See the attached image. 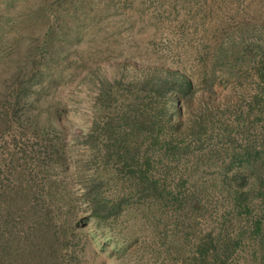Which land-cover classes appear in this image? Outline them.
I'll return each instance as SVG.
<instances>
[{
    "label": "trees",
    "instance_id": "obj_1",
    "mask_svg": "<svg viewBox=\"0 0 264 264\" xmlns=\"http://www.w3.org/2000/svg\"><path fill=\"white\" fill-rule=\"evenodd\" d=\"M88 11L83 0H0V123L14 130L2 147L0 163L10 182L0 186V264H73L65 261L72 223L68 218L55 222L51 201L39 199L37 188L23 183L27 164L17 169V155L12 151L17 138L42 139L37 143L42 150L36 153L31 148L29 157L42 154L47 160L42 168H50L54 156L64 160L54 124L59 117L56 112L42 115L39 106L47 102V91L66 78L64 65L81 34L78 27H85L80 21ZM81 60L85 71L79 74L84 75L80 81L95 90L93 122L84 137L98 160L83 187L90 215L100 221L128 210L139 212L154 234L155 252L164 259L174 256L180 264H229L245 240L256 247L258 264H264L263 167L256 169L260 176L255 180L256 164L234 167L229 161L221 168V192L230 208V222L240 213L251 216L250 195L255 189L263 196L258 219L246 226L251 230L249 236L245 235L248 231L226 225L224 215L215 217L217 227L202 231L200 225L208 217L200 199L174 182L168 186L170 181L154 167V157L180 160L192 142L199 144L195 149L201 147V138L213 134L209 111L214 105L201 101L195 108L197 117L187 118L194 92L189 80L177 71L121 61L104 65L112 72L107 73L94 59L91 64ZM149 97L157 106L161 101L162 114L137 103ZM29 101L36 109L24 112ZM182 138H188L184 145H180ZM255 148L249 153L258 157ZM104 187L111 192L108 198L102 194Z\"/></svg>",
    "mask_w": 264,
    "mask_h": 264
},
{
    "label": "rangeland",
    "instance_id": "obj_2",
    "mask_svg": "<svg viewBox=\"0 0 264 264\" xmlns=\"http://www.w3.org/2000/svg\"><path fill=\"white\" fill-rule=\"evenodd\" d=\"M83 1L88 5V16L80 21L85 24L84 28L77 26L81 34L65 62L66 78L47 91V102L39 106L42 115L56 112L59 117L54 124L59 129L60 154L64 160H56L54 156L50 168H42L47 161L42 154L29 157L31 148L38 151L36 153L42 150L37 144L42 139L17 138L12 151L17 155V169L27 164L23 183L36 187L35 195L39 199L51 201L55 222L60 224L68 218L72 223L65 261L73 264H180L174 256L164 259L155 252L154 234L139 212L128 210L118 217L100 221L90 215L83 187L98 160L85 145L84 137L93 122L95 90L88 82L80 81L84 75L79 74L85 71L82 57L89 64L94 59L97 65H102L101 71L107 73L112 72L104 65L121 61L141 68L177 71L189 80L194 92L187 118L197 117L195 108L201 101L209 100L214 105L209 111L213 134L201 138V147L195 149L199 144L192 142L189 152L180 160L160 161L159 156L154 157V167L170 181L168 186L174 182L181 189L194 191L208 217L200 225L202 231L217 227L216 218L221 215L228 219L226 225H233L236 231H248L246 226L258 219L257 207L263 196L255 189L250 195L251 216L240 213L230 222V208L221 192V168L229 161L234 167L248 162L256 164L252 180L260 176L256 169L264 168V0ZM137 103L144 109L157 108L155 112L162 114V109L158 108L160 100L158 106L150 97ZM116 104L119 102L113 106ZM32 107L29 101L23 111H35ZM4 129L0 123V163L4 155L2 147L14 135V130ZM182 139L180 145L186 144L188 138ZM156 147L155 153L160 154ZM253 147L260 152L258 157L249 153ZM0 181V186L2 182L10 184L1 166ZM109 193L102 188L105 197L108 198ZM250 232L245 235L249 236ZM255 250L256 247L245 240L229 264H258Z\"/></svg>",
    "mask_w": 264,
    "mask_h": 264
}]
</instances>
